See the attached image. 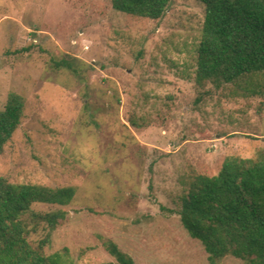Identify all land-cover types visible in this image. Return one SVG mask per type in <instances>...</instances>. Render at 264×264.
Segmentation results:
<instances>
[{
	"label": "rangeland",
	"instance_id": "rangeland-1",
	"mask_svg": "<svg viewBox=\"0 0 264 264\" xmlns=\"http://www.w3.org/2000/svg\"><path fill=\"white\" fill-rule=\"evenodd\" d=\"M204 17L200 0H171L159 19L112 0H0V109L11 92L25 101L0 176L76 188L69 204L32 205L65 213L39 224L33 246L118 264L112 240L135 264H210L178 213L184 179L217 174L230 155L264 156V93L196 85ZM63 58L79 72L55 67Z\"/></svg>",
	"mask_w": 264,
	"mask_h": 264
},
{
	"label": "trees",
	"instance_id": "trees-1",
	"mask_svg": "<svg viewBox=\"0 0 264 264\" xmlns=\"http://www.w3.org/2000/svg\"><path fill=\"white\" fill-rule=\"evenodd\" d=\"M205 17L197 50L194 80L203 88L211 83L241 84L252 94L264 93V0H200ZM171 0H112L113 7L131 15L159 19ZM57 68H78L68 59ZM25 101L11 92L0 109V154L21 123ZM74 186L51 187L13 183L0 176V264H74L66 255L45 254L46 240L33 246L28 236L45 222L51 228L65 213L36 212L34 203L69 204ZM188 233L201 241L210 264L227 255L244 264H264V156L235 155L224 159L215 175L185 176L178 211ZM30 220L27 219L26 215ZM105 247L118 264H135L117 243Z\"/></svg>",
	"mask_w": 264,
	"mask_h": 264
}]
</instances>
